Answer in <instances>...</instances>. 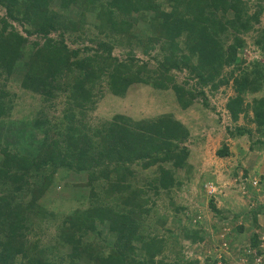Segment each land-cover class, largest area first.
I'll return each instance as SVG.
<instances>
[{
    "label": "trees",
    "instance_id": "trees-1",
    "mask_svg": "<svg viewBox=\"0 0 264 264\" xmlns=\"http://www.w3.org/2000/svg\"><path fill=\"white\" fill-rule=\"evenodd\" d=\"M46 1L0 0L13 21L42 20L34 31L24 30L25 35L4 21L0 25V73L7 77L15 74L18 89L12 96L0 90V264H76L78 260L82 264H178L184 241L196 245L204 256L202 260L182 259L181 264H231L232 260L252 264L253 253L259 252L257 229L263 225L260 204L248 209L251 223H233L224 249L209 255L205 254L204 229L217 234L236 215L213 204L210 212L214 215L207 225L195 216V225H190L192 214L183 213V205L175 202L173 194L181 181L175 172L190 170L186 163L189 151L182 145L189 131L170 113L147 121H112L93 144L81 128L58 126L50 112L61 91L67 92L65 97L73 104L92 100L101 76L113 94L129 83L169 89L182 108L199 96L204 98V86L216 90L230 81L234 94L224 105L230 121L243 114L254 123L253 131L237 126L230 136L246 134L251 148L264 147L260 138L264 96L255 97L264 85V64L256 59L245 62L238 52L244 47L238 33L257 21L264 0H96L101 11L86 21L95 28L92 38L86 37L93 45L82 52L64 43L66 27L55 26L50 20L43 4ZM20 7L22 14L18 15ZM85 9L81 13L88 12ZM139 20L150 32L139 30L137 35ZM32 32L42 36L43 43L35 46V41H28ZM49 32H58L57 37H47ZM254 33L252 42L263 52L264 30L254 29ZM118 35L131 45L129 49L145 54L152 50L153 66L133 63L131 51L120 59L113 57L112 41ZM29 44L33 49L23 59L24 47ZM224 68L227 71L222 73ZM183 71L186 76L180 81L174 73ZM246 93L252 94L251 100L244 98ZM215 154L229 156L228 147L222 143ZM131 163L140 171L158 163L157 175L150 178L140 173L145 181L140 185L133 179ZM57 170L61 176L82 172L86 180L68 185L60 182ZM101 180L106 185L96 191L95 184ZM250 184L248 180L246 186ZM55 185H60L61 195L63 186L68 185L70 201L86 207L74 220L71 216L57 222L54 235H46L47 240L69 247L67 253L49 257L48 248L31 251L35 243H30L22 230L28 228L30 217H45L52 210ZM101 190L104 201L100 200ZM169 221L174 226L165 227ZM85 232L92 235L81 240ZM168 254L176 260L171 262ZM226 254L231 259L224 257Z\"/></svg>",
    "mask_w": 264,
    "mask_h": 264
},
{
    "label": "rangeland",
    "instance_id": "rangeland-1",
    "mask_svg": "<svg viewBox=\"0 0 264 264\" xmlns=\"http://www.w3.org/2000/svg\"><path fill=\"white\" fill-rule=\"evenodd\" d=\"M248 1L251 3L253 0ZM43 4L46 8V14L51 15L50 20L53 19L54 25L62 28L66 27L67 33L62 39H64V43L67 46L78 48L81 52L92 48L93 44L86 40V37L92 38V29L95 28H92L91 24L86 21H91L94 15L99 14L101 11L96 0H72L71 2L67 0H48ZM85 8H88V12L81 13V10ZM104 8L107 9L108 6ZM19 9L18 15L22 14L21 10L23 8L20 7ZM43 12L45 11L43 10ZM149 14H152L151 10ZM229 14H225V16ZM133 15L135 16V14H132L130 17L133 18ZM69 19L70 22L68 21ZM2 21L11 24L14 30L22 35H25L24 30L26 29L27 31H34L33 27L42 22V20L37 22L34 18L31 19L30 23L13 21L8 16L7 8L0 5V25ZM250 25V29L246 32L238 33V36L244 42V47L240 51L238 50L239 56L245 62L256 59L259 63L264 64V51H260L259 47L252 42V38L255 35L254 29L264 30V9L259 13L257 21L250 22ZM136 27L137 35H139V30L141 32L143 30L150 32L148 30L149 26L141 20L137 22ZM57 34L58 32H49L47 37L53 40L57 37ZM98 36L101 35H96V37ZM119 38L120 35L112 41V43H115L111 49L113 57L120 59L125 56L127 51H131L133 63L146 62L147 68L153 66L154 62L150 58L154 54L152 50L145 54L137 48L129 49L131 45L124 40L121 41ZM28 41H35L36 46L43 43L44 38L32 32L28 36ZM32 49L30 44L24 47L23 59L28 57ZM225 71H227L226 68L222 69V73ZM16 74H18V70ZM175 74L180 81L186 76L184 71L182 73L175 72ZM14 75L7 77L5 73H0V90L2 93H9L12 96L14 91L18 92L17 86L14 85L13 78L16 76ZM105 79V76L100 77L98 92L90 101L84 102L81 100L79 104H73L66 99L65 94L67 92L61 91L63 93H60L55 99L53 112L51 110L50 115L53 113L54 117H56V124L61 128H65L69 124L73 127L81 128L82 132L90 138V142L93 144L99 141L100 132L112 121L116 123L121 121H147L155 119L164 113H170L173 118L184 124L188 128L189 137L182 145L186 146L189 151L186 163L190 165V170L179 169L175 172L178 176L177 178L181 179L180 183L177 184L178 188L175 189L173 194L175 202L183 205L185 209L184 211L182 208L183 213L192 214L190 216L192 218L189 221L187 220L190 225H195L194 216L195 218H200L202 225H207L214 215L210 212V206L213 204L224 209V212L227 210L229 215H236V219L221 227L217 234L208 227L204 229L206 244H208L205 254L220 253L224 249L225 244L223 245V243H226L231 238L230 233L233 223H239L243 220L245 225L251 223L252 220L248 209H253L260 204L262 206L261 212L264 214V147L254 146V148H251V140L246 138V134L240 138H232L230 136L232 132H235L237 126L250 128L251 131L254 129V123L248 121L245 116L243 117V114H240L235 122L230 121L224 106L229 97L234 94L230 81L226 84H220L216 90L211 89L208 85L204 86V98L199 96L191 104L182 108L175 95L169 89L159 90L151 85L129 83L118 94H113L105 84ZM191 82L189 81V84ZM255 95V97L264 96V85L260 86L259 92ZM251 97L252 94L250 93L244 95L247 100H251ZM249 113H251V110H249ZM227 127H229L228 131L226 130ZM260 138L264 141V130L261 132ZM252 139L255 140V137ZM222 143L228 147L229 156L227 157H218L215 154V151ZM157 166L158 163L152 164L145 170L140 171L135 163H131L130 168L135 176L133 179L140 182V185L145 184L140 173H145L147 177L151 178L153 175H157ZM56 175L60 176V182H69L68 185H70V182L77 184L79 182L84 183L86 180V176L82 172L69 171L66 175L61 176L60 171L57 170ZM248 180L251 183L249 187L246 186ZM68 185L63 186L64 195H61L60 185L54 186L52 194L54 193L56 199L53 200V197H51L50 207H52V210L47 211L45 217L42 215L30 217L26 222L28 228L26 230L23 229L22 232L27 235L26 238L30 243L32 241L35 243V247L31 251H41L44 248H48L49 253L47 254H49V257L57 255V252L64 254L69 251V247H63L59 245V242L56 244L51 239L47 240L46 238V235H54L56 233L55 225L57 222L62 219L66 220L71 216L74 220L86 207L85 203L70 201L69 192L71 189L68 188ZM101 185L104 187L106 182L102 180L101 182H96L95 190L98 191V188L100 190ZM83 190L85 192V188ZM56 192H59L64 198H59ZM100 192V200L104 201L106 196H102L103 190ZM50 212H53V215H50ZM54 214L55 219L53 220ZM261 221L263 222L262 226H264V215ZM170 223L171 221L167 224L165 223V227L174 226ZM262 226L257 229V233L261 232ZM155 228L154 226L153 229ZM83 235L81 240L88 238L92 235V232ZM37 237L40 238V242L36 241ZM183 245L182 257L178 260V264L182 263V259L193 257L199 260L203 259L204 254L197 247L194 248L196 245H189L185 241ZM168 255H170L171 262L176 260L173 254ZM224 257L231 259L229 254L224 255ZM241 263L247 264L246 261ZM76 264L82 263L78 260ZM231 264H240V261L234 262L232 260Z\"/></svg>",
    "mask_w": 264,
    "mask_h": 264
},
{
    "label": "built area",
    "instance_id": "built-area-1",
    "mask_svg": "<svg viewBox=\"0 0 264 264\" xmlns=\"http://www.w3.org/2000/svg\"><path fill=\"white\" fill-rule=\"evenodd\" d=\"M259 244H258V250L259 252H254L255 258L252 264H264V227L261 230V232L258 235ZM224 245V243H223Z\"/></svg>",
    "mask_w": 264,
    "mask_h": 264
}]
</instances>
